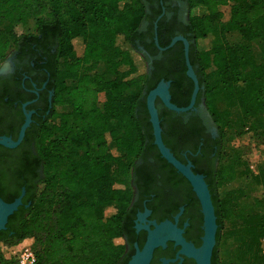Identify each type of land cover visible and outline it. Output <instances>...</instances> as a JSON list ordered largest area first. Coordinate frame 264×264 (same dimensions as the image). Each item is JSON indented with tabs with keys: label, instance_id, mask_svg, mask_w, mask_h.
Listing matches in <instances>:
<instances>
[{
	"label": "trees",
	"instance_id": "trees-1",
	"mask_svg": "<svg viewBox=\"0 0 264 264\" xmlns=\"http://www.w3.org/2000/svg\"><path fill=\"white\" fill-rule=\"evenodd\" d=\"M184 1L191 10L205 9L189 18L195 42L219 31L209 48L192 47L189 60L203 87L199 96L218 128L220 160L226 129L264 137V0ZM223 6L230 8L226 22H221ZM145 17L144 0H0V63L25 44L55 46L49 120L34 140L42 172L25 187L27 206H19L8 217L7 230L0 231V264H15L26 244L35 264H123L134 213L136 159L142 153L159 156L146 94L160 77L171 79V102L182 107L193 86L182 50L178 71L155 63L152 80L137 44ZM29 20L35 22L32 33L25 32ZM162 140L175 153L164 132ZM240 163L218 161L209 183L217 223L211 264H264V211L259 210L264 207V161L257 173L239 169ZM245 174L261 188L257 197L250 199L238 188L220 192ZM19 192L7 196L0 187L6 202ZM228 242L233 247L225 248Z\"/></svg>",
	"mask_w": 264,
	"mask_h": 264
},
{
	"label": "flooded vegetation",
	"instance_id": "flooded-vegetation-1",
	"mask_svg": "<svg viewBox=\"0 0 264 264\" xmlns=\"http://www.w3.org/2000/svg\"><path fill=\"white\" fill-rule=\"evenodd\" d=\"M144 4L146 17L139 26L142 39H138L137 44L147 59L152 80L157 78L156 72L153 73L155 63H164L173 71H178L177 62H180L182 50L185 75L192 81L187 74L183 41L187 42L189 60V50L196 44L189 31L192 10L184 0H144ZM54 50L55 46L51 43L45 47L25 44L8 53L4 59L6 65L0 63V140L8 138L10 142H16L26 114L30 119L15 146L0 144V187L7 196H14L17 190L20 191L13 198V201L20 199L16 210L23 204L26 185L36 182L42 172L35 159L34 140L41 125L49 120L53 94L50 70ZM192 69L199 87L192 107L184 112H174L164 107L159 99H156V105L162 132L174 142L173 155L182 163L190 162L193 172L203 176L210 192L209 183L219 161V133L202 94L199 96L203 87ZM162 80L160 77L157 84ZM165 82H169L170 87L171 79ZM190 99L191 95L188 103L182 107H186ZM160 159L163 158L157 153H142L136 159V184L131 202L134 213L131 215L129 232L124 238L123 264H129L132 257L142 251L148 229L152 230L156 224L165 221L180 229L186 242L195 247L201 244L203 231L199 201L189 182L173 167V171L164 168ZM210 196L212 200L211 193ZM6 223L0 231L7 230ZM180 248L175 240L166 239L163 244L153 248L148 264H195L192 258L178 254ZM164 260L168 262L163 263Z\"/></svg>",
	"mask_w": 264,
	"mask_h": 264
},
{
	"label": "water",
	"instance_id": "water-1",
	"mask_svg": "<svg viewBox=\"0 0 264 264\" xmlns=\"http://www.w3.org/2000/svg\"><path fill=\"white\" fill-rule=\"evenodd\" d=\"M185 62L187 66V74L193 81V90L191 94L190 103L186 107H179L171 102V95L169 92V82L160 81L154 88L148 91L145 97L146 109L148 112V120L152 129L153 144L156 146L160 156L169 163L178 173H180L191 185L200 204V210L202 213V231L201 244L198 247L186 242L181 235V230L177 229L175 225L170 222H162L156 224L154 229H148L147 241L142 251L135 254L130 260L129 264H148L151 257L152 250L158 244H163L166 239H173L177 244L181 246L178 254H184L194 260L195 264H211L212 251L215 245L216 234V216L214 213V206L211 200L210 192L207 184L202 175L194 173L190 162L182 163L178 160L171 150L164 144L162 140V128L160 125V119L158 115V109L156 107V99H159L164 107L174 112H184L190 109L194 103L196 93L198 91V81L192 69V66L188 60V47L185 40ZM174 42V41H173ZM172 42V43H173ZM29 115L26 114L25 122L23 123L18 140L16 142H10L8 138L0 140V144L6 146H15L23 136L24 129L29 123ZM20 204V199H16L13 202H5L0 197V230L5 228V223L10 214L16 210ZM168 228L169 234L167 236H159L158 233L161 229ZM139 260L136 261V258ZM179 258V256H177ZM180 259V258H179ZM173 261V260H171ZM168 262V260H164Z\"/></svg>",
	"mask_w": 264,
	"mask_h": 264
},
{
	"label": "rangeland",
	"instance_id": "rangeland-1",
	"mask_svg": "<svg viewBox=\"0 0 264 264\" xmlns=\"http://www.w3.org/2000/svg\"><path fill=\"white\" fill-rule=\"evenodd\" d=\"M222 11L221 22H226L229 18L230 8L223 6L220 8ZM192 13L196 15H202L205 13V9L201 6H197L192 9ZM35 30L34 20H29L25 27L26 33H32ZM219 37V31L217 29L210 32L205 38L198 39L195 44V48L198 51L205 50L211 46V44ZM82 51V46L76 48V53L79 55ZM6 60L2 61V66L6 65ZM1 66V67H2ZM98 70H103L102 65L97 66ZM143 66L140 67V70ZM99 98L102 99L103 95L100 94ZM218 108L222 109V105L218 104ZM245 130L247 128H244ZM239 160L241 163L238 165L239 169L247 168L252 173H257L259 165L264 161V137L258 132L246 130L243 135H237L234 130H225L224 137L222 139V153L219 162L229 163L231 161ZM238 188L243 193L253 199L261 193V188L254 183L250 174L237 176L231 179L227 184L220 187V192L224 190ZM264 211V207L259 209ZM234 244L228 242L225 248H231ZM29 246V245H28ZM5 258H9V254H4Z\"/></svg>",
	"mask_w": 264,
	"mask_h": 264
},
{
	"label": "built area",
	"instance_id": "built-area-1",
	"mask_svg": "<svg viewBox=\"0 0 264 264\" xmlns=\"http://www.w3.org/2000/svg\"><path fill=\"white\" fill-rule=\"evenodd\" d=\"M264 241V240H263ZM36 257L33 249L28 244L24 245L15 256V264H35Z\"/></svg>",
	"mask_w": 264,
	"mask_h": 264
},
{
	"label": "bare ground",
	"instance_id": "bare-ground-1",
	"mask_svg": "<svg viewBox=\"0 0 264 264\" xmlns=\"http://www.w3.org/2000/svg\"><path fill=\"white\" fill-rule=\"evenodd\" d=\"M168 234H169L168 228H163L158 233L159 236H167Z\"/></svg>",
	"mask_w": 264,
	"mask_h": 264
}]
</instances>
